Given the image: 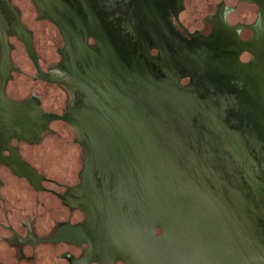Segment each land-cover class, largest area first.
<instances>
[{
    "label": "flooded vegetation",
    "instance_id": "obj_1",
    "mask_svg": "<svg viewBox=\"0 0 264 264\" xmlns=\"http://www.w3.org/2000/svg\"><path fill=\"white\" fill-rule=\"evenodd\" d=\"M1 67L9 100L26 103V111L37 106L43 114L75 119L95 109L86 90L108 89L115 82L111 71L127 73L138 107L176 132L167 145L181 144L187 154L198 147L201 164L235 193L238 167L222 154L226 144L213 131H231L234 144L237 132L264 134V0H0V88ZM178 84L182 97H174ZM2 124L0 264H129L126 242L109 239L107 230L104 241L92 239L83 193L75 191L87 189L82 171L94 122L80 133L63 119L28 122L24 131ZM189 131H198V146ZM257 135L246 145L257 146ZM126 146L131 149L113 143ZM16 156L33 179L15 171ZM122 163L105 160V171L94 172L96 187L112 204L105 222L162 237L160 216L178 210L139 207L135 181L119 175Z\"/></svg>",
    "mask_w": 264,
    "mask_h": 264
},
{
    "label": "water",
    "instance_id": "obj_2",
    "mask_svg": "<svg viewBox=\"0 0 264 264\" xmlns=\"http://www.w3.org/2000/svg\"><path fill=\"white\" fill-rule=\"evenodd\" d=\"M2 47V62L5 65L9 53L4 45ZM1 73V126L24 131L28 122L63 119L80 133L81 126L86 122H94V129L88 131L93 147L85 148L82 171L87 189L78 188L75 191L83 193L81 208L90 214L88 225L95 242L105 240L106 230L109 239L126 242L129 247L125 250L132 261L129 264H264V134L237 132L234 144L233 138L231 143V131H213L226 144L222 154L226 153L238 167L235 193L229 181L214 179L216 175L212 167L201 164L198 147H190L187 154L181 144L167 145L169 133L176 132L168 131L165 121L138 107L133 99L137 93L134 91L135 83L127 73L111 71L109 79L115 82L108 89L97 92L85 89L87 96L94 97L95 109L93 112L82 110L80 119L49 116L37 106H33V112L26 111V103L14 102L5 96L7 78L2 67ZM140 95L146 97L144 92ZM183 95L178 84L174 97ZM197 132L189 131L190 136L196 139L195 146H198ZM252 135L253 141L256 135L261 141H257V146L253 142L249 147L246 138L251 142ZM114 138L121 141L115 143ZM113 143L116 146L129 144L131 149L127 150V146L114 148ZM105 145L110 146L108 150ZM116 157L123 161L119 175L125 180L135 181L132 184L137 189L132 198L139 207L178 210L160 216L163 218L160 225L164 229L162 237H157L153 229H135L112 220L105 222V207L108 206L105 190L102 195V189L96 187L94 172L97 169L105 171V160H115ZM14 160L13 167L19 175L29 179L35 177L33 170L25 166L20 158L16 156ZM95 160L98 167H95ZM185 161V165L181 166V162ZM249 169L254 178L246 179L247 175H251ZM161 178L164 180L161 181ZM108 207H112L111 201ZM141 216L151 217L144 213ZM132 242L137 243L135 247L129 244Z\"/></svg>",
    "mask_w": 264,
    "mask_h": 264
}]
</instances>
